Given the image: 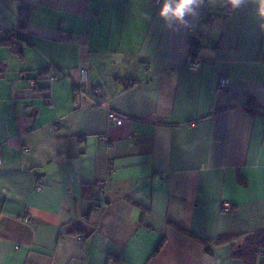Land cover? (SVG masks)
Masks as SVG:
<instances>
[{"label": "crops", "instance_id": "obj_1", "mask_svg": "<svg viewBox=\"0 0 264 264\" xmlns=\"http://www.w3.org/2000/svg\"><path fill=\"white\" fill-rule=\"evenodd\" d=\"M21 4L36 7L32 46L0 48V264H264L256 5L202 22L194 45L152 0H0V31Z\"/></svg>", "mask_w": 264, "mask_h": 264}, {"label": "built area", "instance_id": "obj_2", "mask_svg": "<svg viewBox=\"0 0 264 264\" xmlns=\"http://www.w3.org/2000/svg\"><path fill=\"white\" fill-rule=\"evenodd\" d=\"M152 4L153 6H160L156 0H152ZM229 8L228 7H223L221 10H212L208 7L207 4H205V6H203L200 9V15H199V19L198 22L196 24L194 23H189L188 28V33H189V38L191 41V44L198 39L201 38H207L208 34L205 31H201L199 28V25L203 22H207V23H212V21H214L215 19H217L220 16L221 12H225L227 11ZM221 61H224L225 58H221ZM186 63L188 65V67L192 70H197L199 69L202 64H203V60L198 57L195 52H194V47L192 46L190 53L188 54V56L186 57ZM57 78L56 77H51V81L52 82H56ZM88 83V71L86 69H82L80 71V91L82 92L85 88V86ZM32 86H34V82L31 83ZM231 86V81L228 77L226 76H220L218 79V91L220 92H226L229 90ZM93 94L96 97H101L102 96V91L98 88L93 89ZM51 102L49 101L48 104H50ZM97 105H93L92 108H95ZM103 106V105H102ZM108 117L110 119L111 122L115 123L116 125L120 126L123 124L124 122V117L121 114H118L116 112L113 111H109L108 112ZM56 129H58V126H56ZM103 140H107V137H103ZM25 152H30V150H25ZM2 164V152L0 150V165ZM38 180V190H42L44 187V179L43 177L39 176L37 177ZM224 209H229V205L228 204H224L223 205ZM29 219L27 216H25L23 218L24 222H27Z\"/></svg>", "mask_w": 264, "mask_h": 264}, {"label": "clouds", "instance_id": "obj_3", "mask_svg": "<svg viewBox=\"0 0 264 264\" xmlns=\"http://www.w3.org/2000/svg\"><path fill=\"white\" fill-rule=\"evenodd\" d=\"M160 5L158 17L163 20L165 26L172 30L178 27H188V17L196 18L199 10L205 4L212 7H228L230 11H237L249 3L256 5L255 13L258 17V28L264 31V0H156ZM150 19V17H145Z\"/></svg>", "mask_w": 264, "mask_h": 264}, {"label": "trees", "instance_id": "obj_4", "mask_svg": "<svg viewBox=\"0 0 264 264\" xmlns=\"http://www.w3.org/2000/svg\"><path fill=\"white\" fill-rule=\"evenodd\" d=\"M35 6L28 4H21L18 8V21L15 29L10 31H0V48H8L12 53L23 56V45L27 44L28 46H32V43L28 40L27 32L28 27L31 22L32 15L35 10ZM197 40L193 42L195 45ZM0 67L4 69V65L0 63ZM46 71L42 72L41 75H44ZM35 85V83H34ZM80 91V86H74V92L77 93ZM257 107V103L254 99H249L247 104V109L253 111L254 108ZM84 193H87V189L83 187ZM178 230L184 234H188V232L182 228H178ZM72 234L81 235L82 229L80 227H74ZM203 244L208 245L206 241H201ZM164 245V241H162L159 246L156 248L154 254H158ZM208 252H211V249L207 247ZM254 253V252H253ZM256 254V253H255Z\"/></svg>", "mask_w": 264, "mask_h": 264}, {"label": "rangeland", "instance_id": "obj_5", "mask_svg": "<svg viewBox=\"0 0 264 264\" xmlns=\"http://www.w3.org/2000/svg\"><path fill=\"white\" fill-rule=\"evenodd\" d=\"M17 63H18V62H17ZM11 66H12V65H11ZM32 82H34V83H35V81H31V82H30V85H31V83H32Z\"/></svg>", "mask_w": 264, "mask_h": 264}]
</instances>
